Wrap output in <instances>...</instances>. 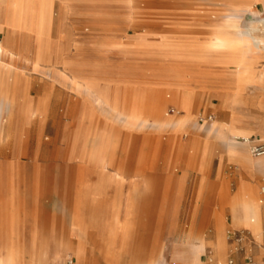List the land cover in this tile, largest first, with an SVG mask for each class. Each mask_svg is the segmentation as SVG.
<instances>
[{"label": "rangeland", "instance_id": "374dc122", "mask_svg": "<svg viewBox=\"0 0 264 264\" xmlns=\"http://www.w3.org/2000/svg\"><path fill=\"white\" fill-rule=\"evenodd\" d=\"M0 3L3 40L6 12ZM25 5L22 15L12 7L8 45L36 52L40 45L45 60L34 70L31 64L13 67L0 54V75L13 67L23 79L19 86L14 71L9 81L0 79V229H10L13 218L16 230L0 237V247L10 240L27 248L34 242L47 252V264H69L74 254L61 256L60 244L70 239L71 217L73 230L87 232L92 246L148 247L156 241L162 252L164 244L189 232L210 234L214 213L225 219L226 239L229 231L243 230L228 225V200L247 199L249 191L236 192L225 173L236 168L231 159L250 167L238 152L244 145L251 149L241 138L264 143V50L237 44L236 52L245 53L250 64L238 74L207 38L219 22H230L249 38L264 18V0H26ZM84 82L93 84L92 96L80 88ZM186 85L190 104L183 107ZM106 89L125 98L132 113H148L160 99L161 118L177 123L143 127L128 118L117 121L107 106L100 110L93 101ZM227 99L229 108L221 105ZM192 115L195 126L184 121ZM215 122L228 124L217 128L224 134L235 129L239 138L230 142L218 130L207 133ZM196 136L203 140L200 195L199 156L188 146ZM112 161L121 170L117 178ZM163 167L173 175L169 209L161 204L162 189L137 184V179L160 183L155 172ZM216 169L221 175L213 184ZM187 172L194 173L191 184L185 182ZM263 185L256 190L259 202ZM196 213L201 221L190 220Z\"/></svg>", "mask_w": 264, "mask_h": 264}, {"label": "crops", "instance_id": "0c3cea01", "mask_svg": "<svg viewBox=\"0 0 264 264\" xmlns=\"http://www.w3.org/2000/svg\"><path fill=\"white\" fill-rule=\"evenodd\" d=\"M156 58L158 57H155L154 61L160 63L159 62L160 59H156ZM182 61H185L186 63L188 62V60H182ZM198 62L203 63V65L210 64L213 66H219L221 64L220 62L213 60H199ZM165 131H170L174 137L177 136L172 132L171 129H167ZM202 143L203 140L196 136L195 140L190 144H188V146L191 147L193 146L195 148V146L199 144V146L202 147ZM197 155L199 156V158L197 159L198 162H197L196 175H198V177L196 178V186H197V190H199L198 195H200V191L204 189V180H203L204 167H202V163L204 159L201 150L199 149L197 150ZM261 157H256V158H261ZM231 160L236 164V168L234 170H230L229 173H225V174H227L229 179L233 180V185H235L236 187V192H238L239 189L257 190L259 185L264 184V161H262V163H260L259 165L256 163L252 167H247L239 163L237 160L234 159ZM155 173L160 175L158 176V180H157V181L161 180L160 183L155 181L151 182L149 180L143 181L137 179L138 189H143L144 184L148 188L152 186L155 189L156 187L157 189H162L163 197L161 204L164 205V208L169 209L173 205V199L170 193V190L172 189L173 175L171 171L166 167H163L162 170H158ZM187 174H188L187 177L189 176V178L187 179V177L185 176L184 178L187 179V181L185 182L191 184L193 180L192 176L194 175V173L187 172ZM220 175H221V171H218V169L213 171L212 173L213 184L218 182V178L220 177ZM180 180L176 181L178 183L177 187L179 188L182 187L181 186L182 179ZM263 186H261V188ZM261 188H260L261 208L259 210L258 220L256 219L255 221H251L249 225L236 224L233 218V212L231 208L228 207V214H229L228 225L235 228L247 229L250 231L252 235V240L241 244L243 250H237L236 248L237 244H230L227 239H226V243H227L226 247L224 248L215 247L216 244L218 243V239H217L218 233L216 231L215 223L218 221V217H220L221 215L219 213L218 214L214 213L212 217V221L214 223L213 231L208 235H203L202 233L195 234L193 232L192 234L194 235L192 237L193 239L191 242L192 247L183 244V241L181 239L174 241L173 243L170 242L169 244H164L165 245L164 262L166 264H193L186 259L189 258L188 256H192L196 253L200 255L201 253L206 252L208 253V255L207 254L201 255V260L203 264H230L229 263L230 260H233L232 264H249L246 261V256L248 254H252L254 256L257 264H263L264 263V202L261 201ZM169 216L170 214H168V216L165 217V219H168ZM202 219H203L202 215L198 213L193 214L190 217L191 221H201ZM13 221H14L13 218H11L10 229H6L5 226L3 229H0V237L10 238L11 235H13L16 232ZM226 226L227 224L225 223V228ZM68 235L71 240L68 238L67 241L61 242L60 247L62 248L60 252H61V256L66 255L69 252H72L74 254V258L71 255H69V258H71L69 264H141L146 262L148 263L149 261L150 262L148 264H154L155 262L156 241L154 242L152 241V245L148 247H141V245L136 243L133 244V246L131 247L130 246L126 247L123 245L112 246L104 243L108 239V236L105 237L103 236V238H105V240H102L103 241L102 243H104V245H101L99 247L92 246L91 241L88 240L89 235L87 234V232L86 234L84 233L82 235L81 234L77 235L75 230H73L72 217H71L70 227L68 230ZM259 239H262L263 243H261ZM6 243L7 242L4 241V244L2 245V247H0V254H2L0 255V264H13V263L14 264H47V262L45 261L46 256H44L47 252L43 253L41 246L37 245L35 249L36 251L34 250L32 251L30 247L33 246V244L27 248L23 245L15 243L13 240L8 241L7 244ZM208 250H210V252H208ZM35 252H37L39 258L35 257ZM161 263L163 264V261H161Z\"/></svg>", "mask_w": 264, "mask_h": 264}, {"label": "bare ground", "instance_id": "6f19581e", "mask_svg": "<svg viewBox=\"0 0 264 264\" xmlns=\"http://www.w3.org/2000/svg\"><path fill=\"white\" fill-rule=\"evenodd\" d=\"M3 1L5 4V12H6L5 17L6 18H5V22L3 23L1 30L5 31V36H4L3 40L0 39V54L9 60L10 63H12L13 67H23V64H31L32 68L34 70L40 68L42 65V62L45 60V58H44L45 57L44 56L45 51L41 48L40 45L38 46L37 52L29 46H27V47H24V46H22V47H10L8 45V41H9V38L11 36V34L9 32V16H10V12L12 10V7L13 8L15 7L17 9L18 15L19 14L22 15V13L24 14V12L27 11V7H25L26 6L25 5L26 0H3ZM125 1L130 2L131 0H125ZM241 34L239 32H237V30L233 27V24H231L230 22H219V23H217V25L215 24V26H213L212 33L207 38V40H208L207 44L209 45L210 49L213 51H216L217 55H219L220 57H222L224 59L226 58L228 60V63L232 66V68H234L235 72H237L238 74H241V72L243 70H245L247 68V66L250 64H246L247 58L245 57V53H243V54L237 53L235 50V47L237 44H243L244 46L245 45L250 46V43H251L256 47L257 50L263 51L264 50V18L261 20L260 25L250 29V32H249L250 37L249 38H246L245 36H243ZM172 52L175 55L178 54L175 51H172ZM254 59H256V58L254 57ZM13 67L10 70L8 69L10 72L7 71L6 69H4V71L1 72L0 79L2 78V80H4V81L5 80L9 81L10 80L9 77H11V75H9V74H12V72L14 71V74H16V76H17V78H16L17 84L19 86H21L22 80H23L22 75L18 71L15 72V68H13ZM49 72L55 73V70L53 68H51V69H49ZM2 80H1V83H2ZM73 81L78 83L77 78L75 80L73 79ZM84 83L85 84H83V85L80 83L81 84L80 88H83V90L86 93H88V95L92 96V93L95 90V88L93 89V84H90L89 82H84ZM183 84H185V83H183ZM188 88H189V86L186 85V87H185L186 90L183 89L182 93H181V104L183 107H187L190 104V101H189L190 99H189L188 94H187L188 93L187 90L189 91ZM22 95H23V93H22ZM88 98H90V97H88ZM92 98H93V101L96 103V106H98V108L100 110H101L102 105L107 106V108L112 111L110 117L117 120V121H121L124 118H128V119L132 120L134 123H140L143 127L146 125L172 126V125H175L177 123V120H174V119L170 120L168 118H166V119L161 118V113L159 110L160 99H158L157 104H155L153 107H151V109L148 113H147V111L146 112L143 111L142 113H132V112H129V109L131 108V106H127L124 102L125 98L121 97L120 95H114L107 89L103 93L101 92V94L98 97H92ZM15 99H16V97H15ZM198 99H199V97L196 95L195 100H194L195 104L198 102ZM230 103H231V101H229V99H227V100L222 101L221 105L226 107V108H229ZM194 108H196V105H194ZM184 121H185V123L190 124L192 126H195L198 124V120L196 118V115L188 116L186 119H184ZM218 126H228V124L227 125H222V124L217 125L215 122L212 125H210L209 127H207L206 132L211 133V132H214L215 130H218L219 131L218 133L223 135V137H225L226 140H228L230 142H235L233 140V138L234 139L239 138L238 136L240 133L238 131H236L235 129L229 130L228 134H224L222 130L217 128ZM243 138L247 139V137H243ZM182 146L183 145H180V147H182ZM200 147L201 146H199V144L196 145L195 150L200 149ZM243 147L244 148H240L238 150V152L244 157L248 166L252 167L256 163L259 165L260 163H262V161H264V157H261V158L253 157V155L251 154L252 153L251 149H249L248 145H244ZM109 164L112 167L111 172H112L113 178H117V177L121 176L119 166L116 167L114 165V161L110 162ZM248 191H249V194H248L247 199H243L241 196L240 197L231 196V198L228 200V205L233 212V218H234V221L236 224L249 225L251 221H255L256 219L257 220L259 219V210L261 208V203L257 200L256 190L248 189ZM215 225H216L215 226L216 231L218 233V238H217L218 243L216 244L215 247L224 248V247H226V244H227L226 243V235H225V219H223L222 216L218 217V221L215 223ZM192 233L193 232H189V233H187V235L185 234V237L183 239H181L183 241V244L192 247L191 242L193 239L192 237L194 235ZM32 244H33V246H31L30 249L32 251L33 250L36 251L35 249H36L37 245L34 242ZM156 249L157 250L155 251V262H154V264H162L161 261H163V264H166L164 262V258H165L164 252L161 251L160 247H156ZM202 254L208 255V253H206V252L201 253L200 255L198 253H196L192 256H188L189 258H186V259L193 264H203V262L201 260ZM35 257H38L37 252H35ZM42 258H44V257H42ZM148 263L146 262V263H141V264H148Z\"/></svg>", "mask_w": 264, "mask_h": 264}, {"label": "built area", "instance_id": "2783aa9c", "mask_svg": "<svg viewBox=\"0 0 264 264\" xmlns=\"http://www.w3.org/2000/svg\"><path fill=\"white\" fill-rule=\"evenodd\" d=\"M172 112H175V109H171ZM243 141L248 142L250 144L251 152L255 157L264 156V143L252 142L249 139L241 138ZM261 201L264 202V186L261 188ZM227 240L230 244H237V250H243L241 244L252 240V235L249 230H232L228 232ZM246 261L249 264H257L254 256L252 254H248L246 256ZM230 264L233 263V260L229 261ZM264 264V263H263Z\"/></svg>", "mask_w": 264, "mask_h": 264}]
</instances>
